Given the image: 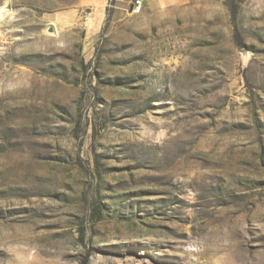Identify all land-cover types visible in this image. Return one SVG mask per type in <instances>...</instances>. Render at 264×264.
Returning a JSON list of instances; mask_svg holds the SVG:
<instances>
[{
	"label": "rangeland",
	"instance_id": "1",
	"mask_svg": "<svg viewBox=\"0 0 264 264\" xmlns=\"http://www.w3.org/2000/svg\"><path fill=\"white\" fill-rule=\"evenodd\" d=\"M131 6L0 0V264H264V0Z\"/></svg>",
	"mask_w": 264,
	"mask_h": 264
},
{
	"label": "built area",
	"instance_id": "2",
	"mask_svg": "<svg viewBox=\"0 0 264 264\" xmlns=\"http://www.w3.org/2000/svg\"><path fill=\"white\" fill-rule=\"evenodd\" d=\"M144 3L145 0H133L131 6V13L135 15L142 13L144 8Z\"/></svg>",
	"mask_w": 264,
	"mask_h": 264
},
{
	"label": "crops",
	"instance_id": "3",
	"mask_svg": "<svg viewBox=\"0 0 264 264\" xmlns=\"http://www.w3.org/2000/svg\"><path fill=\"white\" fill-rule=\"evenodd\" d=\"M121 3H128L130 5V3L132 2V0H119ZM150 0H146V3H149Z\"/></svg>",
	"mask_w": 264,
	"mask_h": 264
}]
</instances>
